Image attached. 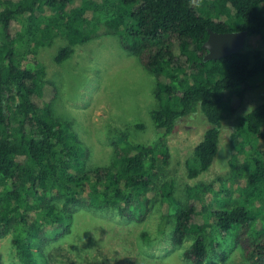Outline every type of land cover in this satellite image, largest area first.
<instances>
[{
	"label": "trees",
	"instance_id": "16d2710c",
	"mask_svg": "<svg viewBox=\"0 0 264 264\" xmlns=\"http://www.w3.org/2000/svg\"><path fill=\"white\" fill-rule=\"evenodd\" d=\"M208 29H247L264 44V0H0V238L13 264H91L70 250L92 255L70 239L78 210L141 223L156 207V230L173 250L166 257L178 250L184 264H212L238 249L248 264H264V101L237 115L227 178L179 189L167 170L181 119L199 113L208 124L185 161L193 180L218 156L223 123L251 83H264V51L246 44L204 60ZM100 35L117 36L154 78L155 131L150 140L120 131L110 162L90 165L88 148L56 114L40 50L60 40L52 60L61 64ZM140 237L151 240L145 230Z\"/></svg>",
	"mask_w": 264,
	"mask_h": 264
},
{
	"label": "rangeland",
	"instance_id": "374dc122",
	"mask_svg": "<svg viewBox=\"0 0 264 264\" xmlns=\"http://www.w3.org/2000/svg\"><path fill=\"white\" fill-rule=\"evenodd\" d=\"M61 43L56 40L54 44L43 47L40 56L46 66V78L57 88L53 102L56 114L68 120L88 148L89 164L110 162L112 141L120 131L150 140L155 131L149 114L154 107V78L138 58L120 45L117 36L100 35L76 46L69 59L56 64L52 58ZM245 44L247 50L264 51L259 36L248 37ZM251 85L253 87L245 94L235 116L223 123L218 156L208 171L193 180L184 175L185 161L208 124L199 113L177 123L168 138L171 158L167 170L176 176L179 189L187 183L210 182L229 176V134L237 124V115L264 101V83L255 80ZM135 124H142L143 128H136ZM77 214V225L70 239L78 246L87 247L88 244L87 250L92 252V255L82 254L70 248L73 250L71 254L77 258L81 255L91 264H184L178 250H174L172 257L165 256L173 250L167 236L156 230L157 207L151 211L147 221L141 223L120 218L109 210L82 208ZM142 230L151 235L149 242L140 237ZM7 238H0V264H13ZM212 260V264H248L238 249H234L226 260L217 255Z\"/></svg>",
	"mask_w": 264,
	"mask_h": 264
},
{
	"label": "water",
	"instance_id": "95a60500",
	"mask_svg": "<svg viewBox=\"0 0 264 264\" xmlns=\"http://www.w3.org/2000/svg\"><path fill=\"white\" fill-rule=\"evenodd\" d=\"M248 36L247 29L227 32L208 29V37L203 43V47L207 49L204 60L217 59L242 50Z\"/></svg>",
	"mask_w": 264,
	"mask_h": 264
}]
</instances>
